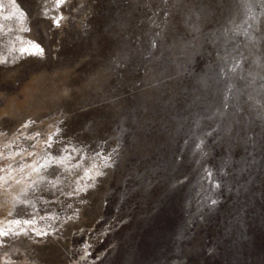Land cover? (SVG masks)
<instances>
[{
	"label": "rangeland",
	"instance_id": "rangeland-1",
	"mask_svg": "<svg viewBox=\"0 0 264 264\" xmlns=\"http://www.w3.org/2000/svg\"><path fill=\"white\" fill-rule=\"evenodd\" d=\"M0 264H264V0H0Z\"/></svg>",
	"mask_w": 264,
	"mask_h": 264
},
{
	"label": "snow or ice",
	"instance_id": "snow-or-ice-1",
	"mask_svg": "<svg viewBox=\"0 0 264 264\" xmlns=\"http://www.w3.org/2000/svg\"><path fill=\"white\" fill-rule=\"evenodd\" d=\"M212 203H213V204H216V201H215V200H213V201H212Z\"/></svg>",
	"mask_w": 264,
	"mask_h": 264
}]
</instances>
